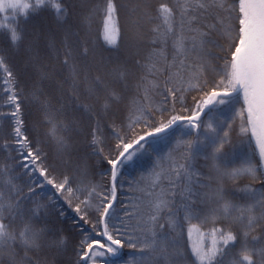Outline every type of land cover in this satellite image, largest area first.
Segmentation results:
<instances>
[{
    "label": "snow or ice",
    "instance_id": "6c2138e0",
    "mask_svg": "<svg viewBox=\"0 0 264 264\" xmlns=\"http://www.w3.org/2000/svg\"><path fill=\"white\" fill-rule=\"evenodd\" d=\"M120 7L118 0H103L102 6L98 4L85 17L86 22L94 12H103V39L109 45H115L121 33ZM9 10L13 15L0 20V37L6 36L8 46L0 44V108L11 111H0V119L13 121L14 150L30 182L27 193L12 181L8 182L7 197L0 192V255L7 251L15 264L19 247L24 264H46L29 253H39L45 247L66 248V236L54 234L48 239L47 227L33 222L46 207L38 202L30 214L22 216V226H14L21 215L20 203L37 195L38 188L50 186L75 213L72 227L80 237L74 248L75 264H98L106 256L117 257L125 244L139 253L142 264H264V0H166L157 6L140 0L132 10L140 13L134 24L142 30V20L159 23L148 29V51L136 61L142 73L136 95L128 104V123L123 127L113 124L116 143L106 154L98 135L99 123L92 129L95 154L103 157L110 175L107 184L90 183L87 187L74 186L68 175L57 173L47 155L24 134L23 100L8 63V49H19L26 40L17 10L25 23L44 10L64 19L68 15L65 0H0V13ZM64 48L63 64L69 68L75 90L80 77L79 53L67 40ZM87 52L85 47L83 54ZM109 75L111 84L104 76L84 75L89 96L104 111L123 102L122 93L113 85L126 81L128 72L116 68ZM38 91L34 89L33 98ZM192 91L201 95L193 96L189 104L186 94ZM153 93L163 98L161 106L151 103ZM219 105L232 106L231 119L213 122L210 117L204 123L201 114L205 109L212 112ZM46 117L52 123L47 110ZM237 117L248 146V155L239 166L225 151ZM178 124L187 129L182 137L194 134L195 138L176 139L167 154H157L152 178L142 189L146 202L135 203L130 209L125 206L122 216L115 214L112 210L121 168L154 151L153 146L166 140ZM140 125L141 131H136ZM55 131L54 127L53 134ZM59 144L65 147L64 140ZM7 172V166L0 167V175ZM241 180L247 183L241 185ZM228 183L236 185L241 195L229 191ZM181 213L183 221L196 218L212 225L211 245L193 243L191 258L181 242ZM58 215L65 213L61 209ZM194 230L199 232V227H189V240Z\"/></svg>",
    "mask_w": 264,
    "mask_h": 264
},
{
    "label": "trees",
    "instance_id": "16d2710c",
    "mask_svg": "<svg viewBox=\"0 0 264 264\" xmlns=\"http://www.w3.org/2000/svg\"><path fill=\"white\" fill-rule=\"evenodd\" d=\"M148 2L157 6L166 0H148ZM98 4L102 6L103 0H65L68 15L64 19H57L51 11L44 10L38 15L31 16L26 23L23 22L17 10L16 17L21 22L26 37L25 45L19 49H8V63L16 75L18 91L23 100L24 134L47 155L48 162L56 168L57 173L68 175L75 181L74 186L81 187H87L90 183H108L110 174L106 170L109 166L102 156L95 154L91 143V132L99 123L98 135L103 141L101 146L105 148V154L109 147L115 145L113 124L123 127L128 123V104L136 95L135 86L142 73L136 61L142 59L148 51L147 39L150 35L148 29L154 23H159L142 20L141 30L134 24L140 13L132 11L138 7L140 0H118V4L121 5V33L117 43L109 45L103 39L102 11L94 12L85 22V17L89 16ZM5 15L11 17L13 13L11 10L0 13V20ZM66 40L79 53L77 65L80 77L76 82L75 90L72 87L73 80L69 68L63 64ZM220 42L224 43L223 40ZM0 44H3L5 48L8 47L6 36L0 37ZM29 45H31L30 49ZM85 47L88 49L86 55L83 54ZM116 68H123L128 72L126 81L113 85L118 92L122 93L124 100L104 111L100 103L89 96V84L84 81V75L87 74L90 78L101 75L111 84L112 77L109 73ZM209 78H212L211 73ZM35 88L39 91L37 97L33 98L32 93ZM197 95L201 94L195 91L187 93V103L191 104L192 97ZM162 100L159 94L151 95V103L154 107L161 106ZM2 103L3 101L0 100V104ZM46 110L53 117L52 123L48 122ZM0 111L8 113L11 109L3 107ZM232 115V106L219 105L215 106L212 112L208 111L202 121L207 123L210 117L213 122L228 121ZM12 126L13 121L10 119H0V167L8 168L7 173L0 175V185H3L0 187V192H3L5 197L8 194L9 181L23 188L25 193L30 182L14 150ZM54 127L55 134H53ZM142 127V125L138 126L136 131H141ZM239 127L240 119L237 117L230 131L231 143L225 146L229 160L236 166L243 163L248 155V146L243 142L246 138L240 134ZM185 131L187 129L176 127L169 132L166 140H160L153 146L154 151L137 156L133 162L121 168V175L117 180V199L112 210L115 214L122 216L125 206L130 209L135 203L146 202L147 197L142 189L147 187L152 178L151 174L158 159L157 154H167L174 146L176 139L195 138L194 134L192 137H182L181 133ZM61 139L65 142L63 148L59 144ZM5 144L9 147L5 148ZM244 183L247 181H240L241 185ZM226 188L236 196L241 195L236 191V185L228 183ZM50 197H52L51 200ZM57 197L59 199H56ZM37 202L46 207L41 210L38 217L33 218V222L37 226L47 227L48 239H51L54 234L66 236L67 246L63 251L45 247L39 253H29V255L39 256L41 260L46 261V264H75L74 248L80 239L77 231L72 227L75 213L60 194L50 186L42 190L38 188L37 195L20 203L21 215L15 218L14 226L17 228L22 226V216L30 214V210L36 207ZM61 209L65 213L64 216L58 215ZM180 219L183 223L181 242L191 258L190 249L193 243H203L206 247L211 245L212 225L196 218H192L190 222L183 221V213L180 214ZM191 225H197L199 232L194 230L189 240L188 229ZM16 251L18 255L15 264H24L21 259L24 256L23 250L17 247ZM108 260L115 261V264H142L139 253L126 244L117 258L109 255L98 260V264H105ZM0 264H13L7 251L0 255Z\"/></svg>",
    "mask_w": 264,
    "mask_h": 264
},
{
    "label": "water",
    "instance_id": "95a60500",
    "mask_svg": "<svg viewBox=\"0 0 264 264\" xmlns=\"http://www.w3.org/2000/svg\"><path fill=\"white\" fill-rule=\"evenodd\" d=\"M214 106H209V108H213ZM209 110L206 108L205 109V113H202L201 114V120H202V118L207 114V112H208ZM181 124L182 123H184V122H180ZM178 126H180L179 124L177 125V126H174L171 130H170V132L172 131V130H174L176 127H178ZM116 199H117V197H116ZM116 202V201H115ZM115 204V203H114ZM121 251H122V249H121ZM120 254H121V252H120ZM118 257V256H117ZM117 257H113V258H117Z\"/></svg>",
    "mask_w": 264,
    "mask_h": 264
}]
</instances>
